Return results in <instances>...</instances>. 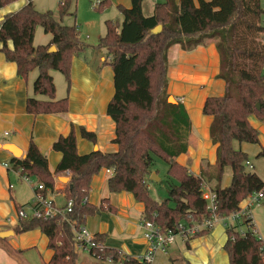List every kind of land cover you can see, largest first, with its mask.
Here are the masks:
<instances>
[{
	"label": "trees",
	"instance_id": "trees-1",
	"mask_svg": "<svg viewBox=\"0 0 264 264\" xmlns=\"http://www.w3.org/2000/svg\"><path fill=\"white\" fill-rule=\"evenodd\" d=\"M19 0H0V9ZM147 0H131V8L118 6L123 15L121 25L106 22V34L101 37L97 49H104L109 59L104 62L114 72L115 93L107 106V115L116 125L115 139L118 151L103 153L99 150L80 155L77 148V133L71 125L67 136H60L53 150L62 154V159L52 172L46 155L42 154L33 140L25 155L12 158L10 168L31 177L44 186L43 196L55 192L56 178L68 176L63 189L66 201L73 203L72 212L65 219L57 216L48 220H21L15 228L17 234L40 230L49 240L54 255L49 264H76L78 255L74 243L77 231L90 216L102 212H116L104 199L99 205L89 202L93 177L103 169L112 171L108 187L112 193H132L135 200L143 203L144 221L152 222L161 230L179 234L180 225L185 228L183 237L190 239L192 224L210 217L203 188L208 187L217 194L219 213L228 216L239 210L238 203L229 209L220 208V199L227 191L220 188L224 167L231 165L236 171L246 164V155L235 149L236 144L258 143L259 132L249 123L251 116L264 122V9L261 0H161L154 5L153 14H144ZM197 2V3H196ZM109 1L101 2L98 9L108 7ZM73 0H59L58 21L52 11H38L32 0L22 9L4 16L0 21V49L7 61L17 65V74L27 80L35 70L38 76L34 92L47 100L28 98L27 112L32 115L66 114L69 100L56 98V86L51 71L63 74L70 91L71 69L74 57L80 56L90 46L80 38L75 25H64L61 21L72 11ZM162 31L150 35L157 26ZM41 26L45 34L51 35L49 44L36 45L35 33ZM12 41L13 49L8 42ZM213 43L220 58L219 74L225 82L221 97H210L204 105V114L212 117L210 139L217 147L215 164L202 160L199 175L180 164L177 159L190 147L193 124L181 102H169L168 92L169 51L178 45L191 52L198 47ZM51 46L56 47L50 52ZM80 136L93 143L96 134L79 128ZM155 157L168 166L170 181L165 201L151 196L148 177L154 170ZM252 189L249 195L262 190ZM173 203L174 206L170 204ZM242 221L240 226H245ZM210 230L195 232L191 237L207 234ZM228 239L224 249L229 264H264L262 239L246 230L241 236L236 227H227ZM182 232V231H181ZM101 245L94 248L90 256L101 262L111 259L113 264H142L137 258L119 250L107 248L105 235H95ZM172 264H190L180 256L171 255Z\"/></svg>",
	"mask_w": 264,
	"mask_h": 264
},
{
	"label": "crops",
	"instance_id": "crops-1",
	"mask_svg": "<svg viewBox=\"0 0 264 264\" xmlns=\"http://www.w3.org/2000/svg\"><path fill=\"white\" fill-rule=\"evenodd\" d=\"M108 1L110 7L132 6L131 0ZM159 1L161 0H157L155 4ZM28 2L29 0H19L0 9V21L5 15L22 9ZM153 11L154 6L151 14ZM118 13V17L123 19L119 10ZM100 39L101 37L96 42L99 43ZM50 41L51 35L45 44ZM84 43L95 45L87 40H84ZM2 45L0 42V49ZM8 46L13 49L12 41L8 42ZM92 50L88 48L72 60V84L70 91L66 90L69 108L68 113L61 115H32L27 112L28 98L47 100L34 92L36 71L31 72L27 80L22 79L17 74L16 63L7 61L4 53L0 51V233L13 232L6 238L0 237V264H49L54 255L48 246V237L40 230L21 234L15 232L22 220L18 211L24 208L31 212L35 206L34 188L37 183L34 179L32 182H25L19 171L11 169L12 158L23 157L30 141L33 140L42 154L46 155L49 168L53 172L62 159V154L53 150V144L60 136L70 133L71 125L76 128L80 155L97 150L103 153L118 151V145L113 142L116 125L107 115L108 103L115 93L114 72L110 66L104 64L109 59L107 51L98 55ZM169 60L171 67L168 74V92L185 105L193 124L188 152L178 157L177 161L199 175L202 160L215 164L217 159L218 145H213L210 139L212 117L205 115L203 110L208 98L221 97L225 92L224 80L216 77L219 74V54L213 43L191 52L176 45L169 51ZM56 98L60 99L57 90ZM249 123L259 132V142L236 144L235 149L238 153L246 155L247 160L250 155L255 160L253 163L249 160L252 168L243 163V168L239 171L231 165L224 167L220 188L229 192L225 198L220 199V208L224 210L229 209V203L232 202L246 208L249 205V192L264 185V122L253 115L249 118ZM80 127L95 133L96 142L82 138ZM6 145L20 150V157H15L11 150L4 147ZM228 169L229 174L226 172ZM225 174L229 177V185L224 186ZM110 175L108 169H103L93 177L88 200L93 205H99L102 200L107 199L116 212H102L90 216L86 219L85 226L94 235H105V247L135 258L141 257L147 250L145 230L141 227L145 206L136 201L132 193L110 192ZM63 177L69 179L68 176L56 178L53 199L57 207H63L66 202L62 191L68 182H63ZM48 195L51 196V193ZM253 223L256 226L254 220ZM226 224L242 232V227L234 222L219 221L207 234L198 237H191V234L190 239L179 236L167 252L160 251L156 254L152 264H172L171 255L180 256L190 264H229V257L224 249L228 239ZM261 239L264 244L263 238ZM77 255L76 264H113L97 261L83 250L77 252Z\"/></svg>",
	"mask_w": 264,
	"mask_h": 264
},
{
	"label": "built area",
	"instance_id": "built-area-1",
	"mask_svg": "<svg viewBox=\"0 0 264 264\" xmlns=\"http://www.w3.org/2000/svg\"><path fill=\"white\" fill-rule=\"evenodd\" d=\"M101 2L96 3L94 6L98 8ZM246 165H250L249 160L246 161ZM20 172V171H19ZM112 174L111 170H108ZM21 173V172H20ZM25 182H32V178L26 175L21 176ZM36 199L35 206L32 207L31 212H28L26 209L22 208L18 211V216L22 220H32V219H51L57 216H62L64 219L68 213L72 212L73 203L71 201H66L63 207H57L54 203L53 195L55 192H51V196H43L41 191H43L44 186L42 184L35 185ZM203 198L207 202V209L211 212L209 218L204 219L199 223L192 224L189 229V234H194L197 231L202 230H211L219 221H231L236 224H240L243 220L246 221V228L250 230L254 235L260 238L255 231V225L250 213V206L254 203L259 204L264 198V187L262 190L255 192L249 196V205L246 208H240L239 210L230 213L228 216H221L219 213V203L217 194L212 192L208 187L203 188ZM226 226L231 227L232 225L226 224ZM141 227L145 230L144 237L147 242V250L145 253L138 257L137 259L142 264H152L156 254L160 251L167 252L169 247L176 243V240L179 236L184 234V227L180 225V233L176 234L171 230H161L152 222L142 221ZM245 231L240 232L241 236L245 235ZM261 239V238H260ZM99 242L96 241V237L92 234L85 225L81 226L77 231V237L74 243L75 250L86 251L91 254L94 248L100 247ZM108 262H111V259H107Z\"/></svg>",
	"mask_w": 264,
	"mask_h": 264
},
{
	"label": "rangeland",
	"instance_id": "rangeland-1",
	"mask_svg": "<svg viewBox=\"0 0 264 264\" xmlns=\"http://www.w3.org/2000/svg\"><path fill=\"white\" fill-rule=\"evenodd\" d=\"M102 0H73V6L72 11L76 10V15H68L66 16L61 22L64 25H77L78 29L80 31V38L84 42V40L88 41V43H94L95 45L98 43L96 42L99 37H103L106 34V22L107 21H113L114 23H118L121 25L122 20L119 18V13L116 7H110L108 6L106 9H98L94 6L96 3H100ZM157 0H147L145 2L144 7V14L149 16L151 14V9L153 8L155 2ZM35 8L40 12H47L52 11L56 19L59 21V15H58V3L59 0H33ZM261 6L264 9V0H261ZM119 22H118V21ZM262 24L264 25V15L262 16ZM49 36L45 34L43 28L41 26H38L35 33V45H42L47 43L49 40ZM95 45H89L92 51L98 55L102 54V52H106L102 49H96ZM88 53H86L85 56H87ZM36 77L38 76L37 70ZM262 74L264 75V65L262 66L261 70ZM51 75L55 77L54 83L56 86V90L58 92V96L60 98L66 97V90L67 85L64 80L63 74L59 71H52ZM172 97H174L172 95ZM172 103V101H171ZM248 159L253 163L255 160L253 156H249ZM154 170L157 171L158 174L153 172L152 174H156L159 180H156L155 178H152L151 176L148 177V185L149 190L151 193V196L158 200V201H165L168 197L167 190L169 188L170 177L168 176L167 169L168 166L165 163L164 160L161 158L155 157L154 162ZM247 166V165H246ZM228 174L230 173V170L228 169L226 171ZM251 172V171H249ZM228 179V180H227ZM66 183V182H65ZM223 185H229V177L225 174L224 176V183ZM250 198L248 197V201ZM232 203H229L231 205ZM171 206H174L173 203L170 204ZM250 213L253 217V220L256 224L255 231L257 232L258 236L260 238H263L264 240V198L262 201L257 204L254 203L250 207ZM228 223L231 221H227ZM242 231L247 230L246 226H241Z\"/></svg>",
	"mask_w": 264,
	"mask_h": 264
},
{
	"label": "water",
	"instance_id": "water-1",
	"mask_svg": "<svg viewBox=\"0 0 264 264\" xmlns=\"http://www.w3.org/2000/svg\"><path fill=\"white\" fill-rule=\"evenodd\" d=\"M162 31V26L159 25L157 26L156 28L152 29L149 33L150 35H157L159 34L160 32ZM50 52H55L56 51V47L55 46H51L50 49H49ZM173 102V103H176V99L174 97H170L169 98V102ZM6 149L8 150H11V152L14 154L15 157H20V155L22 154L20 150L16 149L14 146L12 145H6L4 146ZM152 178H155L156 180H159V178L157 177L156 174H152L151 176ZM63 180V182H68L69 179L67 177H63L61 178ZM13 232L12 231H7V232H2L0 233V237L1 238H6L8 237L9 235H12Z\"/></svg>",
	"mask_w": 264,
	"mask_h": 264
}]
</instances>
